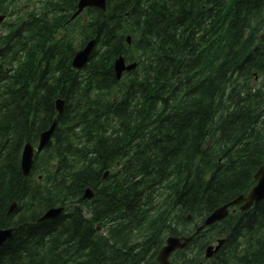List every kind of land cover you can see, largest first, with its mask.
<instances>
[{
    "label": "trees",
    "instance_id": "1",
    "mask_svg": "<svg viewBox=\"0 0 264 264\" xmlns=\"http://www.w3.org/2000/svg\"><path fill=\"white\" fill-rule=\"evenodd\" d=\"M75 8L76 0L48 1L46 11L13 22L0 52V229H15L0 264H158L168 237L190 236L256 183L264 0H107L89 23L65 27L59 17ZM92 38L93 55L76 74L70 48ZM119 55L140 62L123 82L113 70ZM55 117L37 157L46 175L38 184L22 175L21 152ZM87 188L91 201L82 199ZM54 206L68 213L41 222ZM221 238L211 264H264V202L199 233L173 264L204 261Z\"/></svg>",
    "mask_w": 264,
    "mask_h": 264
},
{
    "label": "water",
    "instance_id": "2",
    "mask_svg": "<svg viewBox=\"0 0 264 264\" xmlns=\"http://www.w3.org/2000/svg\"><path fill=\"white\" fill-rule=\"evenodd\" d=\"M98 1L102 2L103 0H97V2ZM123 64H124V62L122 59L117 60L115 63V69L121 70L123 67L122 66ZM58 110L61 111L62 110L61 107H58ZM31 156H32V151L28 147V148H26V150L24 152V156H23L24 167L26 166L27 163H30ZM255 178L257 180V184L250 191L247 198H244L243 196H241V197L237 198L235 201H233L230 205H236V204H240L243 202L244 206H242V209L247 210L250 208V206L253 203H258V202L264 200V164L262 165V167L257 172ZM227 208H228V206H225V207H221V208L217 209L216 211H214L206 220L205 225H212V224L218 222L219 220H222L223 218H225L227 216ZM187 242L188 241L186 240L185 243H181L180 240L170 239L167 243L168 246L165 247L159 253V255L157 257L158 262L161 264H169L168 260H169V256H170L171 252L174 251V249L176 247L178 249L183 248ZM211 250L212 249H209L207 251V257H210L213 254V250L212 251Z\"/></svg>",
    "mask_w": 264,
    "mask_h": 264
},
{
    "label": "bare ground",
    "instance_id": "3",
    "mask_svg": "<svg viewBox=\"0 0 264 264\" xmlns=\"http://www.w3.org/2000/svg\"><path fill=\"white\" fill-rule=\"evenodd\" d=\"M64 108H65V106H64ZM48 137V135H46L45 134V131L43 132V133H41L40 134V136H39V141H38V145L37 146H34V145H32V147H39V146H41V144L43 145V147L40 149V152H43V150L45 149V147L48 145V143H49V141H48V139H45V137ZM263 164H264V162H263ZM262 164V165H263ZM262 165H261V167H262ZM260 167V168H261ZM20 168H21V172L23 171V168H24V161H23V157H22V155H21V159H20ZM259 168V169H260ZM259 169H258V171H259ZM257 171V172H258ZM257 174V173H256ZM255 174V175H256ZM113 175V174H112ZM115 175V174H114ZM30 175H25L24 177H26V178H28ZM108 176V172H106L105 173V175H104V178H106ZM123 182V181H122ZM241 196H243L244 198H247V196H248V193L247 194H244V195H240L239 197H241ZM239 197H237V198H239ZM93 198H94V192H93V190L92 189H90V188H87V189H85V192H84V195H83V197H82V199L84 200V201H91V200H93ZM236 198V199H237ZM236 199H234L233 201H235ZM233 201H231L230 203H228V204H226V205H223V206H221V207H225V206H228V205H230ZM261 202H264V200H262V201H260V202H258V203H253L250 207H251V209L254 207V206H257L259 203H261ZM11 209V208H10ZM9 209V210H10ZM250 209V210H251ZM250 210H248V211H250ZM227 211L229 212V213H233V212H235L234 211V209H232V208H227ZM248 211H244V210H242V211H236V212H240V213H245V212H248ZM235 212V213H236ZM9 215H12L13 213H8ZM44 215L41 217V219H40V221L41 222H43V220H44ZM190 218V217H189ZM208 219V217L207 218H205L204 220H202L201 222H198V226L194 229V232L190 235V236H187V237H176V236H170V237H168L167 239H166V241H165V244L163 245V247L160 249V251L158 252V255H159V253L165 248V247H167L168 246V241L170 240V239H177V240H180L181 241V243H185V241L187 240L188 242L186 243V245L183 247V248H181V249H178L177 247L174 249V251H172L171 252V254H170V256H169V258H173V255L176 253V252H179V251H183L191 242H192V240L199 234V233H201V232H203V231H205V230H207L208 228H210L212 225H205V222H206V220ZM98 229H100V228H98ZM224 242H225V240H224V238H221V239H218V240H216V242L215 243H213V244H211V245H209L208 247H207V249H206V251H205V253H207V251L209 250V249H214L218 244L219 245H223L224 244ZM220 247H218L217 248V250L214 252V255H216L217 253H218V251H220ZM211 250V251H212ZM204 252V251H203ZM158 255H157V257H158ZM157 257H156V262L158 263V264H161V263H159L158 262V260H157ZM170 264H173V262L171 261L170 262Z\"/></svg>",
    "mask_w": 264,
    "mask_h": 264
},
{
    "label": "rangeland",
    "instance_id": "4",
    "mask_svg": "<svg viewBox=\"0 0 264 264\" xmlns=\"http://www.w3.org/2000/svg\"><path fill=\"white\" fill-rule=\"evenodd\" d=\"M61 159V158H60ZM69 163V161H65V163H64V165L63 166H65L66 167V164H68ZM65 172H66V174L68 173V171L65 169ZM62 175H64V174H62Z\"/></svg>",
    "mask_w": 264,
    "mask_h": 264
}]
</instances>
